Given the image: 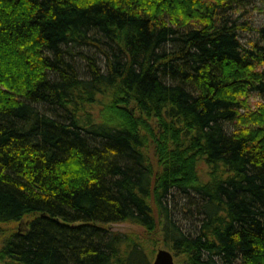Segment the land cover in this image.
<instances>
[{
  "label": "trees",
  "instance_id": "16d2710c",
  "mask_svg": "<svg viewBox=\"0 0 264 264\" xmlns=\"http://www.w3.org/2000/svg\"><path fill=\"white\" fill-rule=\"evenodd\" d=\"M241 1L0 0V264H264Z\"/></svg>",
  "mask_w": 264,
  "mask_h": 264
},
{
  "label": "rangeland",
  "instance_id": "374dc122",
  "mask_svg": "<svg viewBox=\"0 0 264 264\" xmlns=\"http://www.w3.org/2000/svg\"><path fill=\"white\" fill-rule=\"evenodd\" d=\"M239 8L236 9L235 16L239 17L240 22H246L249 30L243 31L244 42L258 40L259 36L257 29L264 28V0H242ZM251 111H256L262 102V98L258 95L251 94L248 98ZM176 202L179 203L176 199ZM109 228L113 231H118L122 233H143V230L138 226L132 225L130 223H116L109 225ZM163 246L158 244L157 249H155V254L157 251L162 250ZM154 254V256H155ZM153 256V258H154ZM174 264L176 259L173 257ZM239 264V263H236Z\"/></svg>",
  "mask_w": 264,
  "mask_h": 264
},
{
  "label": "water",
  "instance_id": "95a60500",
  "mask_svg": "<svg viewBox=\"0 0 264 264\" xmlns=\"http://www.w3.org/2000/svg\"><path fill=\"white\" fill-rule=\"evenodd\" d=\"M151 264H174L173 255L168 250H159L155 254Z\"/></svg>",
  "mask_w": 264,
  "mask_h": 264
}]
</instances>
